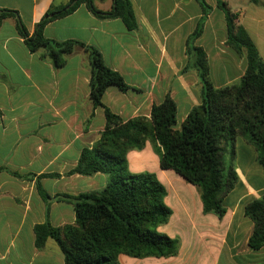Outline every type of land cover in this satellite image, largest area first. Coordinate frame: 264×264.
<instances>
[{
    "label": "crops",
    "instance_id": "0c3cea01",
    "mask_svg": "<svg viewBox=\"0 0 264 264\" xmlns=\"http://www.w3.org/2000/svg\"><path fill=\"white\" fill-rule=\"evenodd\" d=\"M139 23L127 29L121 19H100L82 4L73 13L54 20L44 36L56 41L77 40L95 47L106 65L131 87L122 92L109 87L103 104L123 121L151 117L152 109L168 94L177 104L180 129L190 112L202 104L203 87L194 59L187 54L188 39L203 22L194 44L204 49L210 79L216 88L239 81L247 59L228 44L227 21L218 0H206L207 16L198 0H130ZM238 24L248 32L264 60V0H225ZM69 0H0V10L16 18L0 20V264H65L58 244L49 239L36 247L35 226L47 221L54 227L76 222L74 205L57 199L104 189L105 174L82 176L72 171L82 152L92 148L106 128L105 110L90 99L89 54L77 50L57 70L32 53L17 29L20 21L32 35L52 5ZM109 12L114 0H95ZM93 114V115H92ZM233 152V153H231ZM238 175L234 188L223 194L227 212L220 219L205 214L201 191L172 170H163L151 143L128 153L132 173H155L167 189L170 222L159 231L180 238L176 257L137 259L119 257L121 264H264V247L253 251L249 239L254 222L246 206L264 198V169L259 151L239 136L234 148L223 153ZM9 171L32 179L18 178ZM38 184L52 198L47 204Z\"/></svg>",
    "mask_w": 264,
    "mask_h": 264
},
{
    "label": "trees",
    "instance_id": "16d2710c",
    "mask_svg": "<svg viewBox=\"0 0 264 264\" xmlns=\"http://www.w3.org/2000/svg\"><path fill=\"white\" fill-rule=\"evenodd\" d=\"M198 1L207 16L211 7L206 0ZM94 3L95 0H69L61 7L52 5L32 35L17 21L18 32L28 49L39 53L57 70L77 50L89 54L90 99L94 108H104L106 117L100 139L92 148L83 150L72 171L82 176L105 174L106 187L76 196H56L74 205L76 222L60 227L52 226L49 221L36 225L35 244L43 250L47 241L53 239L64 255L65 264H121V255L137 259L176 257L181 248L180 238L159 231L173 215L165 202L167 189L155 173H132L128 153L151 143L161 168L172 170L197 186L204 213L222 219L227 212L223 194L231 191L238 181L231 161L227 162L223 156L227 148L233 149L239 136L245 138L258 149V160L264 169V60L246 29L238 24L239 14L232 13L225 0H218L226 15L227 44L247 59L244 76L221 88L213 85L207 53L194 44L202 32V22L187 43L188 57L194 59L190 66L198 71L203 87L202 104L190 112L180 129H176L177 104L170 94L162 104L153 107L150 118L123 121L102 99L111 86L122 92L131 87L120 73L106 65L100 51L77 40L56 41L44 36L49 23L73 13L82 4L100 19H121L130 31L139 28L130 0H114L109 12L100 11ZM8 17L16 18V13L0 10V20ZM6 170L0 167V172ZM9 172L18 178H33ZM38 187L49 211L52 198L39 184ZM245 215L254 222L249 247L258 251L264 247V198L249 203Z\"/></svg>",
    "mask_w": 264,
    "mask_h": 264
},
{
    "label": "water",
    "instance_id": "95a60500",
    "mask_svg": "<svg viewBox=\"0 0 264 264\" xmlns=\"http://www.w3.org/2000/svg\"><path fill=\"white\" fill-rule=\"evenodd\" d=\"M74 5V3H72L68 8H70L71 6H73Z\"/></svg>",
    "mask_w": 264,
    "mask_h": 264
},
{
    "label": "rangeland",
    "instance_id": "374dc122",
    "mask_svg": "<svg viewBox=\"0 0 264 264\" xmlns=\"http://www.w3.org/2000/svg\"><path fill=\"white\" fill-rule=\"evenodd\" d=\"M227 162H229V161H227Z\"/></svg>",
    "mask_w": 264,
    "mask_h": 264
}]
</instances>
